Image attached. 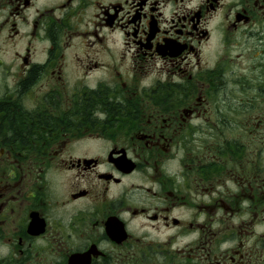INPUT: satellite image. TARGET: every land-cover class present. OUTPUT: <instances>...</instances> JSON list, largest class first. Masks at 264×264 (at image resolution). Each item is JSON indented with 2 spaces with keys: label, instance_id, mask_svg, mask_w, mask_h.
Listing matches in <instances>:
<instances>
[{
  "label": "flooded vegetation",
  "instance_id": "flooded-vegetation-1",
  "mask_svg": "<svg viewBox=\"0 0 264 264\" xmlns=\"http://www.w3.org/2000/svg\"><path fill=\"white\" fill-rule=\"evenodd\" d=\"M0 264H264V0H0Z\"/></svg>",
  "mask_w": 264,
  "mask_h": 264
}]
</instances>
